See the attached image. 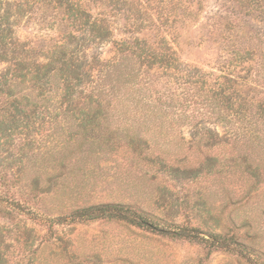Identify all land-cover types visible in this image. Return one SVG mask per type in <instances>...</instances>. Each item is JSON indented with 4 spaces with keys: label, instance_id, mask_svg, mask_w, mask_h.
Listing matches in <instances>:
<instances>
[{
    "label": "rangeland",
    "instance_id": "1",
    "mask_svg": "<svg viewBox=\"0 0 264 264\" xmlns=\"http://www.w3.org/2000/svg\"><path fill=\"white\" fill-rule=\"evenodd\" d=\"M190 1L192 6L183 3L174 27L165 34L175 42L181 66L177 77L170 78L173 83L180 78L171 86L175 102L148 99L144 86L142 101L127 90L111 105L118 135L68 138L72 121L64 123V134L58 126L47 129V168L53 179L47 187L43 184L47 194L31 206L40 216L56 219L78 208L130 205L163 227L188 226L202 235L233 238L242 245L239 253L210 251L118 221L50 229L24 216L10 220L0 213V264H264V148H247L248 135L235 142L231 127L198 103L193 84L195 74L210 84L228 72L230 56L215 15L229 3ZM127 24L123 17L117 19L116 37ZM15 31L22 40L41 36L25 20H19ZM98 57L100 62H119L111 43L98 48ZM89 90L87 85L80 89L81 103ZM153 103L164 105L154 113ZM135 133L149 138L148 150L133 149L127 135ZM209 140L212 145L205 148ZM4 174L0 168V179Z\"/></svg>",
    "mask_w": 264,
    "mask_h": 264
},
{
    "label": "trees",
    "instance_id": "2",
    "mask_svg": "<svg viewBox=\"0 0 264 264\" xmlns=\"http://www.w3.org/2000/svg\"><path fill=\"white\" fill-rule=\"evenodd\" d=\"M227 1L229 7L215 17L230 56L228 72L210 84L195 74L197 100L231 127L235 142L248 135L247 148H264V0ZM184 2L192 6L190 0H0V168L5 172L0 213L5 218L24 216L50 229L65 223L118 221L210 251L239 253L242 245L233 238L202 235L188 226L163 227L130 205L78 208L56 219L40 216L31 206L36 197L47 194L46 183L53 179L47 168V129L58 126L64 134V123L72 121L68 138L118 135L111 105L127 90L142 101L144 86L148 99L175 102L171 86L180 78L175 83L170 78L177 77L181 66L175 42L165 34L174 27ZM119 17L128 24L116 37ZM19 20L41 36L20 39L15 31ZM106 43L113 45L119 62H100L98 48ZM84 85L90 90L81 103ZM163 105L153 103L151 112ZM127 138L133 149L150 148L149 138L138 133ZM211 145L209 140L205 148Z\"/></svg>",
    "mask_w": 264,
    "mask_h": 264
}]
</instances>
